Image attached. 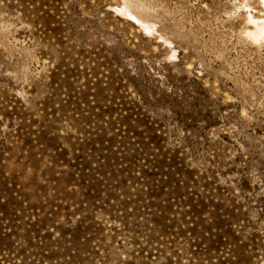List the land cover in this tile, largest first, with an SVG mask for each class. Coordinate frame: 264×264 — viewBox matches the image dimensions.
<instances>
[{
	"label": "rangeland",
	"instance_id": "rangeland-1",
	"mask_svg": "<svg viewBox=\"0 0 264 264\" xmlns=\"http://www.w3.org/2000/svg\"><path fill=\"white\" fill-rule=\"evenodd\" d=\"M0 264H264V0H0Z\"/></svg>",
	"mask_w": 264,
	"mask_h": 264
}]
</instances>
